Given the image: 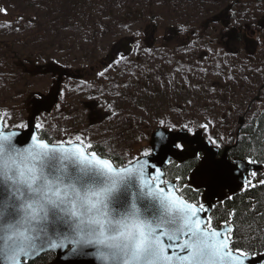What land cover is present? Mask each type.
<instances>
[{"label": "rangeland", "instance_id": "374dc122", "mask_svg": "<svg viewBox=\"0 0 264 264\" xmlns=\"http://www.w3.org/2000/svg\"><path fill=\"white\" fill-rule=\"evenodd\" d=\"M0 9L3 129L24 130L16 125L32 103L57 92L35 129L52 144L80 137L126 163L150 152L158 127L199 130L221 147L239 118L245 126L264 110L263 2L0 0ZM240 28L256 37L245 32L236 49ZM187 185L201 187L192 175Z\"/></svg>", "mask_w": 264, "mask_h": 264}, {"label": "snow or ice", "instance_id": "6c2138e0", "mask_svg": "<svg viewBox=\"0 0 264 264\" xmlns=\"http://www.w3.org/2000/svg\"><path fill=\"white\" fill-rule=\"evenodd\" d=\"M16 136L0 128V264H29L45 249L98 264H247L249 252L233 243V228L214 226L210 208L184 191L190 185L165 180L151 152L125 163L80 137L50 144L32 135L21 148ZM173 148L174 155L188 151L175 141L161 151ZM192 159L202 161L198 180L209 192L235 178L234 168L200 151Z\"/></svg>", "mask_w": 264, "mask_h": 264}, {"label": "trees", "instance_id": "16d2710c", "mask_svg": "<svg viewBox=\"0 0 264 264\" xmlns=\"http://www.w3.org/2000/svg\"><path fill=\"white\" fill-rule=\"evenodd\" d=\"M257 1L264 3V0ZM132 16H134L132 12L128 11L127 15L124 17L130 18ZM137 16L138 14L135 15V18H137ZM142 21L145 26H148V28L151 27L149 25V20L146 22L142 19ZM241 28L235 31V36L233 37L236 42V49L245 46V41L243 40L242 43L240 40L243 39L245 32H251L252 37H256V34L253 33L252 30L243 31ZM142 36L143 34H141V37ZM142 44L150 48L154 46L153 41L147 44L143 39ZM235 48L233 45L231 49ZM37 134L40 139L49 141V138L44 133L38 132ZM93 149L96 150L98 154H102L105 158H110L114 161L122 159L119 156H107L104 149L99 145H95ZM229 157L231 159L243 160L246 162L252 159L255 161L254 163H259L264 167V111L253 117L248 124L241 129V134L236 145L229 151ZM196 163L197 161L195 160H188L182 164L170 162L164 169L165 180L173 181L178 186L185 185ZM262 180H264V170L256 173L255 177L251 175L247 179V181L251 183H246L241 192L230 196L231 199L227 197L223 202H216L209 215L212 217L214 226L226 224V222L232 226L233 243L239 244L242 248L247 250L249 256L264 254V183H261ZM184 191L190 196L195 197L198 201L200 200L201 190L196 192L190 187H185ZM51 259V254H45L39 257L35 262L29 264L48 263Z\"/></svg>", "mask_w": 264, "mask_h": 264}, {"label": "water", "instance_id": "95a60500", "mask_svg": "<svg viewBox=\"0 0 264 264\" xmlns=\"http://www.w3.org/2000/svg\"><path fill=\"white\" fill-rule=\"evenodd\" d=\"M56 95L46 99V100H37L34 101L30 117L26 123V129L23 131H4L6 133H17V136L14 138V142L18 147H27L31 143V136L36 135V130L33 127V120L40 112L48 113L51 110V107L56 103ZM241 120H239V128L241 127ZM0 128H2L0 122ZM175 141L176 143H183L187 146L188 151L185 153L174 155L176 149H170L162 152L161 148L167 146L171 142ZM151 148V161L155 163L163 172V169L170 161H175L177 163H182L186 160H192V151H200L206 158L211 161L220 164L225 169L234 168L235 171L231 173L234 179L227 181L226 186L221 188H216L213 192H209L203 185L204 189V199L203 203L206 207H209L210 210L206 213L209 216L211 208L215 201H221L225 194L234 195L241 189L243 182L245 181L246 176L249 172H257L259 170L258 164H247L240 160H234L230 163L226 158V150L224 149L223 154L220 158H216L217 150L210 146L209 143L204 142L200 132H196L193 136L189 137L187 133L183 130H178L176 132H169L164 129L158 128L150 136L149 142ZM236 143L233 145L235 146ZM145 159V157L141 158ZM202 162V161H201ZM199 162L192 172V176L195 181L198 180L197 169L200 166ZM225 226V225H224ZM224 226H220L223 229ZM44 253H52L54 255V264H98L97 261L93 260L90 256H76L70 254L67 249H45L37 255L31 258L29 262L34 261L40 255ZM264 256H254L249 257L247 264H263Z\"/></svg>", "mask_w": 264, "mask_h": 264}, {"label": "flooded vegetation", "instance_id": "af4514ba", "mask_svg": "<svg viewBox=\"0 0 264 264\" xmlns=\"http://www.w3.org/2000/svg\"><path fill=\"white\" fill-rule=\"evenodd\" d=\"M230 145H232V144L230 143V144H229V148L226 150V158H227L228 160L232 161L233 159H231V158L229 157V151H230V149L233 148V147L230 148ZM227 146H228V145H227ZM225 147H226V146H225ZM225 147H224V146H223V147H219V149H218V151H217V158H219V157L223 154Z\"/></svg>", "mask_w": 264, "mask_h": 264}]
</instances>
